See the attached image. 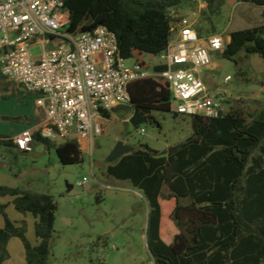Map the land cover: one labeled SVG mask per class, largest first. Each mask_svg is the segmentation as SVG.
<instances>
[{
    "label": "trees",
    "instance_id": "trees-1",
    "mask_svg": "<svg viewBox=\"0 0 264 264\" xmlns=\"http://www.w3.org/2000/svg\"><path fill=\"white\" fill-rule=\"evenodd\" d=\"M184 0H66L71 31L107 26L118 39L123 59L156 56L171 40V10ZM211 13L222 0H205ZM264 7V0H240ZM222 56L239 64L238 54L264 59V24L230 32ZM156 67V68H163ZM239 74H242L240 70ZM7 80L0 70V82ZM131 122H159L155 111H172L167 81L132 82ZM7 95H4L6 97ZM110 111L103 116L109 118ZM180 114L174 112V117ZM187 116V115H186ZM1 117V116H0ZM193 133L173 152L141 144L109 165L107 174L139 188L149 207L147 238L155 264H264V106L246 111L232 105L221 117L189 116ZM35 140L52 145L41 131ZM63 164L81 163L77 139L55 145ZM15 148L0 135V148ZM165 186L169 188L164 191ZM13 197L15 209L36 217L37 244L27 237V222L11 220L0 201V264L9 257L8 243L19 238L27 264H48L57 204L50 194L0 185V197Z\"/></svg>",
    "mask_w": 264,
    "mask_h": 264
},
{
    "label": "rangeland",
    "instance_id": "rangeland-1",
    "mask_svg": "<svg viewBox=\"0 0 264 264\" xmlns=\"http://www.w3.org/2000/svg\"><path fill=\"white\" fill-rule=\"evenodd\" d=\"M222 3L218 12L211 13L207 5L200 11L199 0H184L177 11L180 9L195 19V26L204 37L215 34L226 37L233 30L264 24V7L240 0H222ZM42 51L39 45L31 48L34 56ZM211 56L217 65L200 73L208 91L217 100L227 99L231 106L240 105L246 111L261 109L264 106V59L241 52L236 65L224 58L222 51L212 52ZM143 57L141 59L150 65L165 61L164 52ZM239 70L243 73L239 74ZM227 76L231 78L226 80ZM2 93L0 91V130L22 126L24 120L10 114L23 108L12 94L4 97ZM176 108L177 102L173 101L171 112L153 113L158 124L142 123L139 127L130 120L132 111L111 112L103 121V133L96 135L89 147L80 144L81 163L60 161L55 145L63 139H51V146L35 140L34 149L26 154L14 155L7 147L0 148V159L7 157L13 162V170L7 168L6 175L20 173L26 190L50 194L57 204L48 264H155L147 238L148 204L142 191L130 181L107 174L109 165L115 162H109L108 156L119 141L133 147L147 144L163 152L176 150L193 133L191 118L174 117ZM164 191L168 192L169 188L165 186ZM8 199L9 196L1 199L7 204L8 217L14 221L25 220L27 237L36 244L33 214L17 211ZM0 221L4 225L2 217ZM7 248L9 257L3 264H27L19 238H12Z\"/></svg>",
    "mask_w": 264,
    "mask_h": 264
},
{
    "label": "built area",
    "instance_id": "built-area-1",
    "mask_svg": "<svg viewBox=\"0 0 264 264\" xmlns=\"http://www.w3.org/2000/svg\"><path fill=\"white\" fill-rule=\"evenodd\" d=\"M171 15L165 61L150 65L138 57L121 58L117 36L105 25L71 31L66 0H0V70L24 91L39 95L36 103L47 118L42 136L49 139L86 138L91 144L104 131L103 112L129 103V85L147 78L170 84L180 115L228 114L229 101L217 100L200 76L212 63V52L224 51L226 37L212 35L204 45L195 19L175 9ZM36 45L43 51L34 56ZM34 135L32 129L16 135L17 148L32 151Z\"/></svg>",
    "mask_w": 264,
    "mask_h": 264
},
{
    "label": "crops",
    "instance_id": "crops-1",
    "mask_svg": "<svg viewBox=\"0 0 264 264\" xmlns=\"http://www.w3.org/2000/svg\"><path fill=\"white\" fill-rule=\"evenodd\" d=\"M242 3H244V2H242ZM206 5H207L206 1H200L199 0L200 11ZM177 12L180 13V15H185L183 12H180V9ZM208 37H210V36H207V37L202 36V43L204 45L207 44V38ZM230 39H231V36L229 33V35L226 36V42H229ZM143 58L146 59V57H143ZM216 65H217L216 62H212L205 69L212 68ZM9 83H12L14 86H12V84L8 85ZM0 91H3L2 96H4V95L8 96L9 94H12V96L14 98H16V100L18 101L17 104H20V106L23 109L17 110L14 112V114H10V115L11 116L16 115L17 117H20L21 119L24 120V123L22 124V126H17V128H14V129L11 128L9 130H7V129L6 130H0V135L9 137V138L14 140L15 136L18 135L19 133H21L25 129H32L33 132L36 133L37 131L42 132L46 128V126H47L46 111L43 107H40L36 103L37 97L39 96L37 93H28V92L24 91L19 85L11 82L9 80H3L2 82H0ZM79 142H80V144L83 145V147H89L90 146V141L86 138H80ZM7 150L10 151L11 153H13L14 155H17L18 153H25L26 154V153L30 152V151H21L17 147L8 148ZM0 152H1V149H0ZM3 158L4 159H0V185H7L10 187H20L22 189H27V188H25V186H23V184L21 182L22 176L20 173L17 175L14 173L8 174V175L5 174V171L7 168L10 167V169L13 170L12 166H11V164H13V162L11 160H9L7 157H3ZM5 197H0V201L2 198H5ZM12 199H13V197L9 196L8 202L12 203ZM11 205H13V203ZM0 217H2V216H0ZM15 217L21 218L22 216L21 215H19V216L15 215ZM35 222H36V217L33 215L34 229H35ZM3 226L4 225H3L2 221H0V227H3ZM15 238H17V237H15ZM37 242H38V240L36 238V244H37ZM23 254H24L23 256H24V260H25V251L23 252ZM25 262H26V260H25Z\"/></svg>",
    "mask_w": 264,
    "mask_h": 264
},
{
    "label": "water",
    "instance_id": "water-1",
    "mask_svg": "<svg viewBox=\"0 0 264 264\" xmlns=\"http://www.w3.org/2000/svg\"><path fill=\"white\" fill-rule=\"evenodd\" d=\"M132 109H133V105H132V102L130 101L129 103L120 104V105L113 107L111 109V112H118V111L128 112V111H132ZM134 149H135V147L128 145V144L124 143L123 141H119L117 143V145L115 146V148L110 153V155L108 156V161L114 162V161L118 160L120 157H122L123 155L130 153ZM171 150L172 149H170V151Z\"/></svg>",
    "mask_w": 264,
    "mask_h": 264
}]
</instances>
